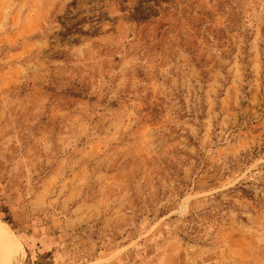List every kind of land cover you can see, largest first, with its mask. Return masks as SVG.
I'll use <instances>...</instances> for the list:
<instances>
[{
  "label": "rangeland",
  "instance_id": "374dc122",
  "mask_svg": "<svg viewBox=\"0 0 264 264\" xmlns=\"http://www.w3.org/2000/svg\"><path fill=\"white\" fill-rule=\"evenodd\" d=\"M13 264H264V0H0V244Z\"/></svg>",
  "mask_w": 264,
  "mask_h": 264
},
{
  "label": "bare ground",
  "instance_id": "6f19581e",
  "mask_svg": "<svg viewBox=\"0 0 264 264\" xmlns=\"http://www.w3.org/2000/svg\"><path fill=\"white\" fill-rule=\"evenodd\" d=\"M1 240L2 241L0 244V264H13L10 258V253L5 250V246L7 245L5 236H2Z\"/></svg>",
  "mask_w": 264,
  "mask_h": 264
}]
</instances>
